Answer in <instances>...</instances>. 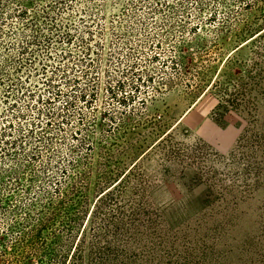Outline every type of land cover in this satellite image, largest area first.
<instances>
[{"label": "rangeland", "instance_id": "obj_1", "mask_svg": "<svg viewBox=\"0 0 264 264\" xmlns=\"http://www.w3.org/2000/svg\"><path fill=\"white\" fill-rule=\"evenodd\" d=\"M14 1L0 10V173L12 171L0 177V257L27 252L50 209L31 203H57L59 187L77 206L66 203L64 247H53L91 264L104 231L93 210L117 185L129 214L153 209L171 232L224 209L227 264H264V0H31L33 29ZM35 30L40 41L22 51ZM91 83L93 108L80 97Z\"/></svg>", "mask_w": 264, "mask_h": 264}, {"label": "trees", "instance_id": "obj_2", "mask_svg": "<svg viewBox=\"0 0 264 264\" xmlns=\"http://www.w3.org/2000/svg\"><path fill=\"white\" fill-rule=\"evenodd\" d=\"M5 1L8 4L13 0H0V10L4 9ZM30 1L31 0H15L14 2L22 4L20 6L19 16L22 17L23 23L27 27L33 29L38 26V22L37 18L34 20L33 16L27 18L31 10L26 4ZM0 17L1 20H3L2 14H0ZM58 25L60 24H57L56 22L55 27ZM35 31L33 38L27 37L26 44L21 47L22 51H28L31 46L30 44L34 45L40 41L37 36L38 32L37 30ZM59 37L62 38L63 42H71L73 35L70 31H67L66 34ZM65 54L67 55L68 52ZM127 56H129V54ZM5 58L6 57H4L3 60ZM89 58H91V55ZM3 60L0 61V66H2L0 67V72L9 73L3 66L5 64H2ZM91 62H93L92 59ZM45 65L46 64L43 62L44 69ZM127 73H129V69ZM138 78L140 81H143L142 76ZM51 80H48L47 78V81H50V87H55L56 83ZM172 80L173 79L171 78L164 79L163 84H171L173 82ZM144 82L145 81H143V83ZM23 84L25 83L23 82ZM124 87L125 81L120 82V88L124 89ZM62 93L63 91L58 89L56 95L59 97ZM109 93L113 98H117V92L113 91V88L109 87ZM31 94H34V92L31 91ZM80 97L90 103L93 108L97 101V89L95 83L90 84L88 92L82 91ZM38 99H45L52 102V99L44 98L43 96H39ZM133 100L132 104L136 99ZM11 104L13 105L14 103ZM127 104H129V96H126L124 99V105L127 106ZM57 113L54 110H50L47 115L52 116ZM49 122L50 121H46V125H49ZM36 125H39V123ZM5 132L6 131H3V133ZM31 133L34 134L35 132L31 131ZM46 137L48 136L44 135L40 138L42 139ZM245 143L246 139H243L242 144L244 145ZM91 146L92 145L89 144L90 149L93 148ZM2 152V154L6 156L10 154L9 149ZM170 153L172 156H180L182 152L180 148L174 146L171 147ZM34 156H36V154H34ZM74 164H76L75 161L73 165ZM21 167L22 166H19V168L16 167V171H14L10 177H15L17 179L21 178ZM4 169L5 170L0 173V177L11 171L6 167ZM116 186L117 185L103 189L93 210V217L99 221V225L101 224L99 228L104 231H94L93 233L96 243H94V246L92 247L91 264H139L141 259L144 260V264L228 263L226 249L222 247L224 246L223 241L229 232L226 222L227 215L224 209L216 207L213 212L214 214H205L199 223L191 224L184 229L171 232L161 227L162 223L160 215L153 209L134 208L129 214L122 197H119L113 191V188ZM78 191L79 190H77V192ZM56 194V196L61 197L57 203L53 200H46L44 196H42L41 199H37L38 201H36V203H31L32 206H36L37 203L41 204L43 207L42 209L50 207L49 213L43 219H39L41 222L39 225H36V230L29 231L30 237L28 239H23V246L27 248V252L24 255L12 258L3 255L0 257V264H80L78 261L79 259L81 260L82 257L79 252L77 254L73 253L72 256L69 254L59 255L53 247L54 245H57L60 250L64 247L59 233L60 231L66 230V225L64 224L65 222L62 217L64 214H69L67 211L69 209L66 207V203L70 201V208H75L77 206V204H75L76 199L70 200L65 198V193L61 188H56ZM5 202L4 199L0 200V206L4 208ZM39 213L42 214L41 212ZM141 213L145 215L144 223L141 222ZM125 218L129 220L127 221ZM69 219L72 222H77L74 216L69 215ZM57 222H60L62 226L56 229H50L51 239L48 236H44L43 230L50 228V225L56 224ZM21 235L22 233H20V238L25 237L24 235ZM0 239H3L2 235L0 236ZM121 242H125L124 245H121ZM132 243L143 245L144 251L142 255L138 250H131L129 246ZM1 252H3V250ZM21 257L24 258L21 259ZM140 264L142 263L140 262Z\"/></svg>", "mask_w": 264, "mask_h": 264}]
</instances>
